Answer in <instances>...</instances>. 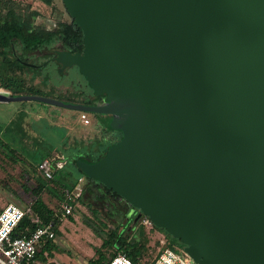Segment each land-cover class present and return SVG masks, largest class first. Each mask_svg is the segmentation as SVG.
<instances>
[{"label":"water","instance_id":"1","mask_svg":"<svg viewBox=\"0 0 264 264\" xmlns=\"http://www.w3.org/2000/svg\"><path fill=\"white\" fill-rule=\"evenodd\" d=\"M82 49L57 51L120 133L86 176L198 264H264V0H61Z\"/></svg>","mask_w":264,"mask_h":264},{"label":"rangeland","instance_id":"2","mask_svg":"<svg viewBox=\"0 0 264 264\" xmlns=\"http://www.w3.org/2000/svg\"><path fill=\"white\" fill-rule=\"evenodd\" d=\"M17 1L23 5L22 7L28 5L30 10H35L37 12L34 19L35 24H40L47 29L55 28L59 22L70 23L72 21L61 0H52L49 5L38 0ZM49 46L29 54L28 57L33 63L42 64L52 56L51 53H46L47 51L62 45L60 40L57 39ZM31 75V72H22L25 85L39 89V93L45 97L76 102L78 99L82 100L81 92L86 93L88 90L84 78L76 69L59 72L56 64L52 61H46V64L40 70V74H37L33 80L29 79ZM43 76H47L45 82H42ZM0 92L9 93L3 88H0ZM93 115V113H88L90 124L84 125L79 118V111L64 106L39 100L0 101V141L8 143L10 147L3 148L0 145V208L6 203L20 206L30 205L33 196L26 188L33 189L40 185L42 181L45 182L36 171L35 161L38 159L37 155L32 154L34 157L29 155L32 150L34 153L40 151V148L37 149L35 146L32 149L33 145L31 143L35 144L37 142L35 139L44 142H49V140L57 142L63 136L67 139L65 148L74 155L88 157L91 160L100 155L102 157L108 146L107 143L114 140V137L112 130L106 128L108 120L104 125V129H102L103 126L95 123ZM18 116L23 118L22 126L27 133V137L23 139L21 145L25 149L31 148L29 153L20 149L18 143L12 142V133L4 135L6 126L11 124ZM57 144L60 145V143ZM102 148L105 150H102ZM56 154L61 155L60 152L53 151L50 156ZM43 199L48 206L55 210V213L60 212V205L64 200H58L47 189L43 190ZM83 200V202H77L73 205L69 214L72 220L68 216L61 218V223L58 226L60 233L56 234L54 240H51L55 245L48 250L50 257L47 256V259L50 262V258H52L55 264H86L96 257L94 250L101 245L102 239L86 225L83 218L91 221L103 232L113 229L116 225H127L128 229H133L129 232L131 238L139 237L147 240L143 262L149 261L154 256L157 246L156 237L159 235L157 230L155 232L153 229H148L139 223V220L128 223L123 218L122 213L115 211L109 205H105L104 202L98 201L95 198V193L86 194L83 196ZM93 209L96 210V215L92 213ZM102 221L106 223L105 226ZM139 225L143 226L141 234L138 233ZM158 232L171 242L172 247L182 249L183 244L178 239L172 236L168 238L164 233ZM105 252L108 255L109 250Z\"/></svg>","mask_w":264,"mask_h":264},{"label":"trees","instance_id":"3","mask_svg":"<svg viewBox=\"0 0 264 264\" xmlns=\"http://www.w3.org/2000/svg\"><path fill=\"white\" fill-rule=\"evenodd\" d=\"M38 1H41L46 5H49L52 2V0ZM22 6L23 5L17 0H0V88L9 91L7 94L11 96L21 94L43 96L39 93V89L25 85V79L22 76L23 71L31 72L32 75L29 79L33 80L37 74H40V70L43 68V64L33 63L28 55L44 49L57 39L60 40L63 45L69 46L73 50L79 49L82 47V33L79 26L73 21L70 23L59 22L53 29H47L40 24H35L34 19L37 16V12L35 10H30L28 5H25L24 7ZM46 80L47 76H43L42 82H45ZM71 103L82 104V100L78 99V101H71ZM22 120L23 118L18 116L11 124H8L4 130V135L12 133V142L18 143L20 149L29 153L31 148L25 149V147L21 145L23 139L27 137V133L22 126ZM119 136L120 133L116 132L113 134L114 140L109 141L107 144L110 145L114 143L118 140ZM35 141H37L35 144L31 143V145H33L32 149H34L35 146L37 149L40 148V151L34 153L32 150L29 155L32 156V154H36L38 157L37 161H35L36 171L37 164L41 160L49 157L53 151L60 152L66 162L61 169L54 173L52 179L48 181L44 180L46 183L42 181L40 185L33 189L26 188V190L32 194L33 201L30 204V213L23 218L20 226H36L34 222H31V219L33 216H37L39 219L38 224H46L52 221L55 226L56 234H59L60 231L58 226L61 221L54 216L55 210L48 206L47 202L43 199V190L47 189V191L56 196L58 200H65V193L73 191L78 183V179L83 178L84 183L82 184L81 194L72 201V205H75L77 202L84 201L83 196L85 193H95L91 188V184L96 181L86 177L75 165V161L82 158V156H76L70 150L65 148L67 143L65 137L62 136L57 142H53L52 140L44 142L37 139H35ZM57 143H60V145ZM0 145L3 148L9 147L8 143H2L1 141ZM103 149L104 148H102V150ZM100 157L101 155L94 158V160L99 159ZM86 158L90 159L88 157ZM106 189L109 192L114 193L112 190L108 188ZM95 198L98 199L100 197L95 194ZM92 213L94 215L97 214L95 209L92 210ZM68 218L72 220L71 215H68ZM83 221H85L86 225L102 239L101 245L94 250L96 257L89 260L86 264H107L113 256L121 253L128 256L131 259L132 264H147L153 259L152 257L149 261L143 262V253L147 249V240L145 238L140 239L139 237L131 238L129 232L133 229H128L127 225H116L113 229H108L103 232L88 219L83 218ZM129 222L135 221L130 218V220H128V223ZM102 224L104 226L106 225L103 221ZM139 226L140 229L138 233L141 234L143 226ZM152 229L164 233L168 238L171 237L162 228L153 225ZM167 242L168 245L172 247L171 242L169 240H167ZM54 245L55 244L52 241H48L38 251L35 258L37 260L40 259L44 263L55 264L53 261H47V256L50 257V252H48V250ZM106 250H109L108 255H106ZM45 251L48 253L47 256L44 255Z\"/></svg>","mask_w":264,"mask_h":264},{"label":"built area","instance_id":"4","mask_svg":"<svg viewBox=\"0 0 264 264\" xmlns=\"http://www.w3.org/2000/svg\"><path fill=\"white\" fill-rule=\"evenodd\" d=\"M79 118L84 125L90 124L88 112L79 111ZM65 162V158L60 154L49 156L37 164V172L43 180L48 181L53 178L57 170L64 166ZM83 180L79 178L73 191L65 193L60 212H54V216L59 220L71 213L72 201L81 194ZM29 213L30 205L6 203L0 208V264H34L38 251L48 241L55 239L56 232L52 221L38 224V217L33 216L31 222H34L36 226H20L23 218ZM139 223L152 229L153 224L147 216L142 215ZM157 233L159 235L156 237L155 254L147 264H198L183 251V248L170 247L166 238L158 231ZM47 254L45 251L44 255L47 256ZM107 264H132V261L121 253L113 256Z\"/></svg>","mask_w":264,"mask_h":264},{"label":"flooded vegetation","instance_id":"5","mask_svg":"<svg viewBox=\"0 0 264 264\" xmlns=\"http://www.w3.org/2000/svg\"><path fill=\"white\" fill-rule=\"evenodd\" d=\"M54 42H52V43H54ZM52 43L50 45H52ZM61 45L62 46H59V47L56 46V47L52 48L50 51L46 52V53L52 54V56H50V58L47 59L46 61L54 62L56 64V68L58 70L61 69V64L56 61L57 51L66 50V51H69L71 53H76V52H80L82 49V47H81L79 49L73 50L71 47L63 45L62 42H61ZM46 61H44L42 64L45 65ZM70 69H76L77 72L79 73L76 66L66 67L65 69L61 70V72L64 70H70ZM85 83H86V81H85ZM86 85H87V83H86ZM87 88H88V90L86 91V93L81 92V96H83L82 104H84V105H98V104H103L106 102V100H107L106 94L97 95L92 91V89L89 88L88 85H87ZM93 116H94L95 123H98L100 126H103L102 129H104V127H105L104 125H105L106 121L108 120V117H110V116L109 115H107V116L97 115V114H94ZM115 133H116V131H112V134H115ZM91 188L93 189L95 194L100 197L98 199L96 198L98 201H102L105 203V205H109L115 211H119L120 213H122V216L125 220L128 221L131 218L134 221V218L136 217L138 210L134 209L133 213L128 217V214L131 211L132 206L129 203H127L124 199H122L120 196H118L115 193L109 192L104 186H102L98 182L92 183ZM86 194H88V193H85V195Z\"/></svg>","mask_w":264,"mask_h":264},{"label":"crops","instance_id":"6","mask_svg":"<svg viewBox=\"0 0 264 264\" xmlns=\"http://www.w3.org/2000/svg\"><path fill=\"white\" fill-rule=\"evenodd\" d=\"M50 260L54 262V260L52 258H50ZM47 261L50 262L49 260H47ZM34 264H47V262L44 263V262H41V261L35 259V263Z\"/></svg>","mask_w":264,"mask_h":264}]
</instances>
